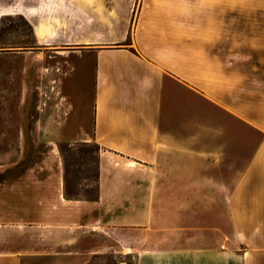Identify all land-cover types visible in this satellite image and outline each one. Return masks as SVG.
<instances>
[{
  "label": "crops",
  "instance_id": "1",
  "mask_svg": "<svg viewBox=\"0 0 264 264\" xmlns=\"http://www.w3.org/2000/svg\"><path fill=\"white\" fill-rule=\"evenodd\" d=\"M54 1L19 11L37 43L86 45L74 103L94 58L97 192L68 196L53 149L0 172V264H83L136 229L133 264H264V4L66 1L61 38L43 31Z\"/></svg>",
  "mask_w": 264,
  "mask_h": 264
},
{
  "label": "rangeland",
  "instance_id": "2",
  "mask_svg": "<svg viewBox=\"0 0 264 264\" xmlns=\"http://www.w3.org/2000/svg\"><path fill=\"white\" fill-rule=\"evenodd\" d=\"M36 1L0 0V172L20 165L21 158L26 156V163L33 165L36 156L53 149L61 158L65 193L72 197H94L99 175V146L89 135L94 58L89 55L82 61L86 96L74 103L69 95L70 80L80 70L79 59L84 57L86 45L37 43L32 23L19 11L22 4ZM59 1L62 3L55 0L54 6L45 7L43 31L61 38L72 23L65 14L66 1L75 2L76 12L101 5L95 0H88V6L85 0ZM219 1L230 2L237 10L241 6L264 4V0ZM113 3L107 0L103 7H127V3ZM73 10L70 6V11ZM78 23L82 25L83 20ZM7 151L12 156H4ZM123 233L122 249L115 247L121 243L115 241L114 231L108 239L112 248L92 254L83 264H133V253L128 250L133 246L140 248L146 239L138 229Z\"/></svg>",
  "mask_w": 264,
  "mask_h": 264
}]
</instances>
